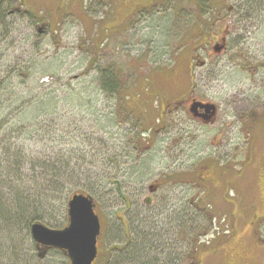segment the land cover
Instances as JSON below:
<instances>
[{"label": "rangeland", "instance_id": "1", "mask_svg": "<svg viewBox=\"0 0 264 264\" xmlns=\"http://www.w3.org/2000/svg\"><path fill=\"white\" fill-rule=\"evenodd\" d=\"M245 2L215 0L222 14L232 8L241 21L234 42L241 44L243 56L254 58L246 72L230 70L227 83L263 93L264 0L248 9ZM206 6L207 0H0V264H67L60 251L37 257L27 225L29 206L45 217L39 223L59 230L67 223L68 199L73 193L86 194L110 224L124 207L113 191L115 177L125 187L143 186L138 206L145 211L143 198L151 197L148 184L182 171L175 138L166 139L158 129L147 145L148 127L156 120L148 119V105L162 109V96L175 90L180 17ZM105 69L114 71L123 91H101L100 72ZM48 160L53 170H74L75 178L60 181V189L52 185L58 192L43 205L46 210L29 202L19 219H10L15 212L6 205L17 207L11 188L25 185L33 192V178H45ZM178 187H184L196 213H189L184 223L177 210L168 215L161 201L164 187H159L148 204V228L151 234L168 233L166 228L173 234L163 249L149 247V233L142 232L146 237L140 234L143 246L129 259L132 264L157 261L162 249L166 264H264V208L208 204L204 211L192 185ZM193 216L198 229L191 228ZM138 220L141 233L146 223L140 216ZM110 255L100 254L94 264L124 259Z\"/></svg>", "mask_w": 264, "mask_h": 264}, {"label": "flooded vegetation", "instance_id": "2", "mask_svg": "<svg viewBox=\"0 0 264 264\" xmlns=\"http://www.w3.org/2000/svg\"><path fill=\"white\" fill-rule=\"evenodd\" d=\"M219 4L221 6L222 1ZM206 7L209 9L190 10L180 17L175 54L177 80L176 86L172 85L175 90L171 96H162V109L148 105V119L155 117L156 120L148 127L147 145L158 129L166 139L175 138L178 159L183 162L182 171L171 172L160 183L155 180L148 184L151 197L143 198L147 203L145 211L138 206L142 203L143 186L125 187L117 177L113 179V191L124 207L115 213L114 221L107 224L95 206L99 235L92 264L105 252H110L112 258L116 255L124 258L120 264H132L129 259L136 257L138 248L143 246L138 241L142 232L146 236L151 232L148 204L153 199L152 194L162 186L164 197L161 201L168 215L177 210L180 217L190 216L196 211L184 194V187H178L182 184L192 185V190L199 195L200 209L204 211L208 204L227 207L246 204L264 208V92L258 93L257 89L256 93H248L227 83L226 75L230 70L246 72L251 68L247 62L254 58L243 56L241 44L234 42L241 32V21L235 18L232 8L222 14L215 0L207 1ZM257 75L254 70L252 76ZM155 98L159 99L156 95ZM125 193L133 195L132 199ZM208 198L211 199L209 203ZM139 216L140 222L146 223L141 233L137 226ZM52 251L59 250L49 249L45 256ZM196 251H192L194 259Z\"/></svg>", "mask_w": 264, "mask_h": 264}, {"label": "water", "instance_id": "3", "mask_svg": "<svg viewBox=\"0 0 264 264\" xmlns=\"http://www.w3.org/2000/svg\"><path fill=\"white\" fill-rule=\"evenodd\" d=\"M92 199L82 194L72 195L66 203L67 225L53 230L42 223L30 225V235L37 257L43 259L47 250L61 251L70 264H92L96 258L99 222Z\"/></svg>", "mask_w": 264, "mask_h": 264}, {"label": "trees", "instance_id": "4", "mask_svg": "<svg viewBox=\"0 0 264 264\" xmlns=\"http://www.w3.org/2000/svg\"><path fill=\"white\" fill-rule=\"evenodd\" d=\"M208 1V0H207ZM253 1H256V2H253ZM260 0H246L245 2V7L246 9H248L249 7H252L253 3L254 5L259 2ZM149 9V8H148ZM28 16L30 18H33V16L29 15ZM101 73V76H100V88H101V91H103L105 94H118L120 91H123L124 88L121 87L120 83H119V80L115 77L114 75V71H111V70H108V69H105L103 71L100 72ZM137 147V146H136ZM50 160H48L45 164H43V173L45 174V178L41 177V176H34L35 178H33V185H32V189H33V192L30 190L29 187H27V190L25 189V185L22 187H19L17 186L16 188H11L15 193H16V198H15V201L17 203V207H13V204L10 203L12 205V207H9L6 205V207H8V211L9 212H15L14 214L10 215V219H16L17 218L19 219V214H21L25 209L26 207L24 206V204H28L29 202L33 203V204H38L40 209H44L46 210L45 208L46 207H43L44 204H46V202H50L53 200V193H57L58 191H53L52 190V185L55 184L57 187L55 189H60L61 185L60 184V181L61 182H67V183H70L73 181V178H75L76 174L74 175V170L72 169H68L67 167L65 168H62V167H59L57 169H54L53 170V167L52 163L49 162ZM56 165V163H55ZM67 169V170H65ZM65 171H68L67 172V175L65 173ZM49 172H57V174L53 176H51L49 174ZM62 174V175H60ZM78 175V174H77ZM57 178V179H55ZM70 188V187H69ZM74 195V193L72 194ZM71 195V196H72ZM84 195V194H82ZM28 196V197H26ZM85 196H88L85 194ZM5 201L9 202L7 199H5ZM30 210H31V214L29 216H27V219H28V222H27V225H31L35 222H41L45 217H43L42 215H40L38 213V210L36 207L34 206H29ZM27 207V210L29 209ZM4 209V208H2ZM187 217V218H186ZM182 222L184 223L185 221H188L189 219V216L188 215H182L181 217H179ZM189 224V223H188ZM191 228L192 229H198V227H196V223H195V220H194V216H193V221H192V224H191ZM149 230H151L149 228ZM168 233H164V234H158L156 232H148V245H150L149 247H152V245L156 244L157 247H164L166 248L168 246V242L170 241L168 236H172L173 233H171V230H167ZM205 234V233H203ZM150 239H154L153 240V244L150 243ZM164 239V241L162 240ZM172 242V241H171ZM193 243H197V245H200L199 241L198 240H193ZM161 251V253L157 252V249L155 252H157L161 258H159L157 261H152L149 262L150 259H148V264H166L165 263V259H163V255L165 253V251ZM194 253H190V258H194Z\"/></svg>", "mask_w": 264, "mask_h": 264}]
</instances>
